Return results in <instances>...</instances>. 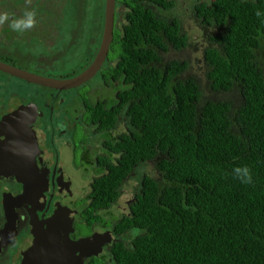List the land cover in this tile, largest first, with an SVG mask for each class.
<instances>
[{
    "label": "trees",
    "instance_id": "trees-1",
    "mask_svg": "<svg viewBox=\"0 0 264 264\" xmlns=\"http://www.w3.org/2000/svg\"><path fill=\"white\" fill-rule=\"evenodd\" d=\"M123 1L126 23L111 48L131 82L134 131L119 170L94 180L95 207L118 197L133 164L150 159L155 174L142 179L130 216L118 223L142 230L119 260L264 264V0L200 6L203 23L226 27L223 37H211L221 49L204 52L207 89L217 99L204 97L195 78L174 81L186 62L159 65L160 53L183 48L187 35L138 0ZM237 167L248 169L250 181Z\"/></svg>",
    "mask_w": 264,
    "mask_h": 264
},
{
    "label": "flooded vegetation",
    "instance_id": "flooded-vegetation-1",
    "mask_svg": "<svg viewBox=\"0 0 264 264\" xmlns=\"http://www.w3.org/2000/svg\"><path fill=\"white\" fill-rule=\"evenodd\" d=\"M25 1L29 5L35 3L31 11L35 13L34 24L22 31H15L10 25L15 20L25 18L24 14L28 11L23 13L9 0H0V15L8 16V20L0 23V56L6 59L0 58V62L53 79L72 78L87 69L100 47L103 17L100 28L96 25V45L87 64L55 70V62L69 64L64 61L69 53L58 51V42L69 33L71 37L63 49L71 51L72 47H76L72 43L82 40L84 34H74L72 29L67 30L63 26L67 22L65 12L48 10L42 13L48 8L47 0ZM25 1L19 0L18 5L25 9L29 6H25ZM138 1L153 13V9H156V16L169 24L170 30L185 35L194 27V22L200 29L215 25L226 30L225 26L203 23L199 16L200 6L209 7L213 0H164V4L158 6L149 3V0ZM127 10L123 0L115 1L113 39L107 55L94 75L75 88L54 89L0 71V264H22L26 250L33 244L32 229L39 228L40 224L45 228V221L56 210H69L73 216L70 240L97 235L100 251L85 257L84 264L128 262L126 257L119 260L118 254L128 255L142 230L125 229L126 225L118 223L130 216L136 196L141 193L142 179L148 175L147 169L151 170V160L132 165L116 189L118 197L108 207H95L93 196L94 180L103 179L115 169L119 170L127 150V140L132 138L134 131L128 93L126 98L131 82L122 73L116 50L111 48L115 32L122 31V25L126 23ZM224 34L211 37L220 38ZM211 37L213 43L220 44ZM26 38L39 46L41 42L48 46V50L37 57L39 62L32 70L19 65L22 63H16L3 52L7 44L19 46L21 42H28ZM170 48L175 49L169 46L166 52ZM22 61L30 65L31 60L23 57ZM19 82L25 88V94L23 89L22 94L14 90L5 92L9 83ZM67 95L71 98L78 96L71 108L65 101ZM130 183L131 198L121 208L118 200L126 194L125 187ZM73 189L77 190L75 196ZM113 207L115 209L111 210Z\"/></svg>",
    "mask_w": 264,
    "mask_h": 264
},
{
    "label": "rangeland",
    "instance_id": "rangeland-1",
    "mask_svg": "<svg viewBox=\"0 0 264 264\" xmlns=\"http://www.w3.org/2000/svg\"><path fill=\"white\" fill-rule=\"evenodd\" d=\"M19 0H9V3H13V6L16 7L19 10L25 11H32V8H34L35 3L30 5L25 1V6L29 5L24 9V6L18 5ZM62 3L60 4V2ZM60 4V5H59ZM102 4H104V0H47V10H42V13L46 11H53L57 10V12H65L67 15V22L63 25L67 30L72 29L74 31V34L76 32H81L84 34L82 40L78 42H74L72 44H75L76 47H72L71 51H68L67 49L64 50L65 47L64 44L67 43V41L70 39L71 35L69 33L65 34L63 39H61L58 42V51H65L68 54V59L64 60L65 62H69L68 65H61L58 62L54 63L55 70L59 67L67 69L69 66L77 65L83 66L86 65L88 60L91 57V53L96 45V38H97V28L96 25L100 28L102 25V17L104 21V14L102 16ZM61 10V11H60ZM155 13L157 12L156 9H153ZM82 16H84L82 18ZM191 29H193L191 31ZM187 35V44L183 50H175L173 48H170L168 52H161V62L160 66L167 61H179V62H186L187 63V69L179 78L174 79L175 80H183L186 78H195L198 82V84L201 87V91L204 97H209L210 99H217L216 97L212 96V93L207 89V72H208V65L206 64V61L204 59V52L205 50L209 48H216L221 49V45L218 43H213V41L210 40L211 36H222L226 30L220 29L216 27L215 25L211 26H202L201 29L197 27V25L194 22V27H191ZM28 42H21L20 45L15 44H7L5 48L3 49V52L5 55L13 58L16 60V63L20 62L22 64H19L27 69H31L34 66H37V63L39 62L37 60V57L41 55V53H44V50H48V46L41 42L40 46L38 44H35L33 40H30L29 38H26ZM70 42V41H69ZM94 43L93 47L92 44ZM71 44V42H70ZM41 51V52H40ZM59 54V53H58ZM117 54V52H116ZM23 57L30 58V65L24 64L22 61ZM1 59L6 60L0 56ZM259 61L264 65V56L258 55ZM41 63H43L41 61ZM29 68H28V67ZM80 68H78L76 71H78ZM54 70V73H55ZM20 85V82L17 83ZM13 83H9L8 87L5 89V92H9L11 90H14V92L21 91L23 85H17ZM25 88L23 89V94H25ZM72 93V92H71ZM78 97V96H77ZM77 97H70L69 95L66 96V103L69 105V108L73 107L76 104ZM37 97H35L36 99ZM147 173L149 176H152L155 174V170L153 167H151V170L147 169ZM132 183H130L129 186H126V194L121 196L118 200L121 208L125 206V201L130 196V186ZM77 186L78 183H75ZM77 190L73 189L74 196L76 195ZM115 207H113L111 210H114ZM80 229L83 228L82 226H79ZM78 228V226H77Z\"/></svg>",
    "mask_w": 264,
    "mask_h": 264
},
{
    "label": "water",
    "instance_id": "water-1",
    "mask_svg": "<svg viewBox=\"0 0 264 264\" xmlns=\"http://www.w3.org/2000/svg\"><path fill=\"white\" fill-rule=\"evenodd\" d=\"M115 1L104 0L103 33L98 53L92 64L78 75L68 79L46 78L16 69L2 62H0V71L9 73L26 82L59 90L79 86L94 75L107 55L109 44L113 39ZM72 222L73 216L70 215L69 210H56L45 221V228L40 224L39 228L32 229L33 244L26 250L22 264H84L85 257L100 251L96 234L76 241L70 240L69 235L73 232Z\"/></svg>",
    "mask_w": 264,
    "mask_h": 264
},
{
    "label": "clouds",
    "instance_id": "clouds-1",
    "mask_svg": "<svg viewBox=\"0 0 264 264\" xmlns=\"http://www.w3.org/2000/svg\"><path fill=\"white\" fill-rule=\"evenodd\" d=\"M103 11H104V8H103ZM257 15H260V13L258 12ZM24 16H25V18H23V19L13 21V23L10 25L13 30L22 31L23 29L32 27V25L34 24L33 17L35 16V13L29 11V12H26L24 14ZM6 20H8L7 14L0 15V23L4 22ZM234 171L237 174V176H241V174H243V176L248 177V169L247 168L241 169V168L237 167L234 169ZM250 179L251 178L248 177L249 181H250Z\"/></svg>",
    "mask_w": 264,
    "mask_h": 264
},
{
    "label": "bare ground",
    "instance_id": "bare-ground-1",
    "mask_svg": "<svg viewBox=\"0 0 264 264\" xmlns=\"http://www.w3.org/2000/svg\"><path fill=\"white\" fill-rule=\"evenodd\" d=\"M44 86V85H43Z\"/></svg>",
    "mask_w": 264,
    "mask_h": 264
}]
</instances>
